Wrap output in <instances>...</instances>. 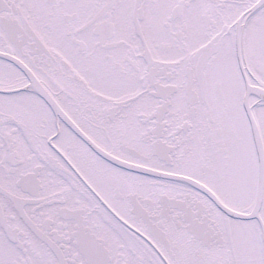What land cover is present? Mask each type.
Returning <instances> with one entry per match:
<instances>
[{"label":"snow or ice","instance_id":"1","mask_svg":"<svg viewBox=\"0 0 264 264\" xmlns=\"http://www.w3.org/2000/svg\"><path fill=\"white\" fill-rule=\"evenodd\" d=\"M0 264H264V0H0Z\"/></svg>","mask_w":264,"mask_h":264}]
</instances>
